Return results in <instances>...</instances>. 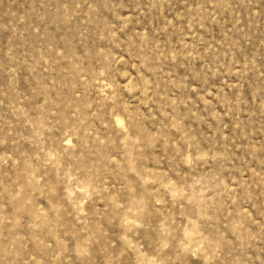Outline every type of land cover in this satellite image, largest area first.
<instances>
[{"label":"rangeland","instance_id":"1","mask_svg":"<svg viewBox=\"0 0 264 264\" xmlns=\"http://www.w3.org/2000/svg\"><path fill=\"white\" fill-rule=\"evenodd\" d=\"M0 264H264V0H0Z\"/></svg>","mask_w":264,"mask_h":264}]
</instances>
